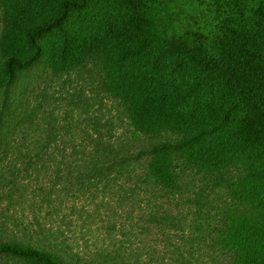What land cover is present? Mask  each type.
Returning <instances> with one entry per match:
<instances>
[{
	"label": "trees",
	"instance_id": "trees-1",
	"mask_svg": "<svg viewBox=\"0 0 264 264\" xmlns=\"http://www.w3.org/2000/svg\"><path fill=\"white\" fill-rule=\"evenodd\" d=\"M210 1L211 38L174 29L178 0L7 2L0 264H76L39 216L96 193L137 205L147 231L208 238L216 264H264V0ZM41 60L65 80L96 75V94L35 89Z\"/></svg>",
	"mask_w": 264,
	"mask_h": 264
},
{
	"label": "rangeland",
	"instance_id": "rangeland-1",
	"mask_svg": "<svg viewBox=\"0 0 264 264\" xmlns=\"http://www.w3.org/2000/svg\"><path fill=\"white\" fill-rule=\"evenodd\" d=\"M12 1L0 0V32L4 26L6 4ZM37 1L40 0H31L27 5L32 9ZM178 4L179 10L174 20L177 26L174 29L182 31L184 25L194 23L193 29L211 38L215 26L214 18L210 15L211 1L178 0ZM144 14L149 13L144 10ZM72 25H75V18L72 20ZM49 38H51L50 35L46 36L44 41L47 42ZM256 38L250 39L254 41ZM36 70L40 77L35 80L34 88L40 87L41 90H45V82L48 81L46 91L55 98H65L68 94H74L84 100L89 94H96L94 87V92L90 91L91 82L97 78L96 75L91 77V82L85 80V75L80 78L74 74L65 80L62 79L66 78L64 76L44 74L46 68L43 60L35 68ZM63 82L65 83L64 88ZM108 100H105V104H112L110 102L113 100L111 98ZM65 103L66 101L59 100L54 104L64 106ZM97 105L96 108H98ZM112 106L117 108L116 104ZM62 109L58 107L57 111L61 112ZM95 114L99 116V112ZM86 115V113H81L80 120L84 121ZM85 122L90 123L91 121L85 120ZM63 201L64 206L62 205L61 212L54 209L46 210L39 216V219L41 224L46 227L50 226L55 231L53 236L64 239L69 251L76 254L72 260L76 264L92 262L94 264H105L106 262L109 264H124V262L129 264H216L215 261L224 262L223 258H227L221 250H218L217 245L211 244L208 238L205 239V243H202L200 241L202 238L194 236L191 232L184 234L178 232L174 235L167 233L163 236L158 232L160 229L155 230V226L151 224L152 229L147 231L144 219H139L142 213L137 211V205L133 207L131 202L121 201L116 195L103 196L96 193L91 198L80 196ZM53 205L59 206V203ZM178 207L181 211L185 210L187 220L193 218L195 204L193 208H188L184 204H179ZM134 208L136 211H132ZM23 217L20 216V219ZM44 236L46 237V234ZM53 236L48 234L49 238ZM76 256H79L78 260Z\"/></svg>",
	"mask_w": 264,
	"mask_h": 264
}]
</instances>
